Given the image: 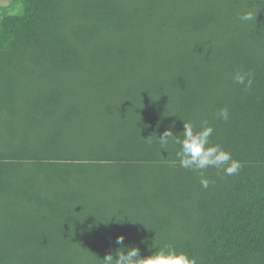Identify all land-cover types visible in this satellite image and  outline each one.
<instances>
[{"label": "trees", "instance_id": "16d2710c", "mask_svg": "<svg viewBox=\"0 0 264 264\" xmlns=\"http://www.w3.org/2000/svg\"><path fill=\"white\" fill-rule=\"evenodd\" d=\"M8 1L0 264H104L120 235L142 257L264 264V0ZM183 121H207L238 173L208 168L205 189L181 168L155 137Z\"/></svg>", "mask_w": 264, "mask_h": 264}, {"label": "clouds", "instance_id": "9594fccd", "mask_svg": "<svg viewBox=\"0 0 264 264\" xmlns=\"http://www.w3.org/2000/svg\"><path fill=\"white\" fill-rule=\"evenodd\" d=\"M255 16L256 14L251 11H245L239 19L243 22L255 21ZM233 81L243 85L245 89L251 87L253 82L251 73L243 70L234 74ZM216 117L224 121L229 120L228 108L218 109ZM213 132V127L208 125L207 121L202 122L199 131H194L191 122L183 121L181 135H174L170 129H166L155 139L161 145V149H164L163 146L170 141L179 145V151L175 155L180 167L197 172L200 176V185L206 189L210 183H214L204 176V171L208 168H215L218 172L222 170L225 175L231 176L238 173L242 167L241 162L234 159L230 151L225 150L220 144L211 142L210 137ZM115 243L121 247L116 250L115 258L112 254H107L103 259L104 264H196L194 259H189L184 252L178 251L172 244H164L150 255L142 257L139 248L124 246L122 235L116 237Z\"/></svg>", "mask_w": 264, "mask_h": 264}, {"label": "rangeland", "instance_id": "374dc122", "mask_svg": "<svg viewBox=\"0 0 264 264\" xmlns=\"http://www.w3.org/2000/svg\"><path fill=\"white\" fill-rule=\"evenodd\" d=\"M8 6H9V1L8 0H0V9L1 10L8 9ZM1 10H0V13H1Z\"/></svg>", "mask_w": 264, "mask_h": 264}]
</instances>
